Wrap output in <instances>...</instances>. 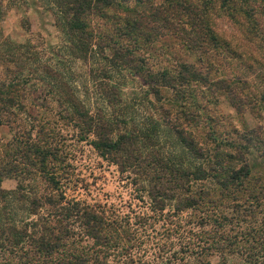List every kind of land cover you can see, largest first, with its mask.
Instances as JSON below:
<instances>
[{"label":"trees","instance_id":"obj_1","mask_svg":"<svg viewBox=\"0 0 264 264\" xmlns=\"http://www.w3.org/2000/svg\"><path fill=\"white\" fill-rule=\"evenodd\" d=\"M52 1L60 37L51 55L57 56L53 63L40 62L36 51L25 43L0 39V65L4 66L0 71V124L9 125L13 132L0 143V264H11L15 258L20 264H153L157 256L147 245L153 242L148 229L158 216H164L167 224L189 212L188 216H197L191 225L216 223L217 228H224L228 212L216 209V204L223 198L246 200L250 168L243 142H251L247 133L261 126L238 133V139L215 130L208 105L215 104L217 95L239 113L241 105L250 100L236 92L233 85L238 80L231 79L233 75H212L223 65L216 57L218 50L231 51L229 38L215 30L214 16L230 21L247 42L259 40L264 36V0H133L135 6L147 7L142 11L129 7L128 0ZM166 35L187 50L184 56H169L170 64L152 68L136 53L141 49L139 40ZM189 51L195 54V62L188 60ZM72 60L86 64L90 77L98 81L95 90L102 94L104 106L95 114L63 76ZM123 68L144 81L131 105L123 102V77L111 82L112 73L119 74ZM9 71L14 75H8ZM119 81L123 82L120 86ZM38 82L45 86L38 103L37 93L29 102L23 100L24 90L35 91ZM254 100L264 109V93ZM143 101L153 113L140 119L136 110ZM47 111L62 125L74 128L80 139L92 134L90 144L100 156L110 159L120 172L133 174L136 201L128 212H109L97 203L65 197L60 184L65 173L57 167L65 160L64 135ZM21 114L33 123L32 129L23 131L26 136L12 126L19 119L24 122ZM196 127L205 131L207 145L196 141L192 131ZM7 178L16 180L13 189L1 186ZM39 179L48 191H37L35 180ZM208 182L214 186L212 193ZM249 201L236 205L246 208L237 213L238 222L255 217L246 212ZM204 204L215 209L209 212ZM14 207L23 213L20 219L12 218ZM262 223L256 230L240 231L235 242L264 240ZM181 226L179 235L184 237ZM213 237L198 241L201 250L191 252L197 257L196 264H210L208 257L226 248L228 237L223 230L218 239ZM250 249L255 252L254 246ZM163 251L161 245L158 258L168 264Z\"/></svg>","mask_w":264,"mask_h":264},{"label":"rangeland","instance_id":"obj_2","mask_svg":"<svg viewBox=\"0 0 264 264\" xmlns=\"http://www.w3.org/2000/svg\"><path fill=\"white\" fill-rule=\"evenodd\" d=\"M128 1L129 7H136L138 11H142V8L147 9L144 6H135L133 0ZM0 2V39L6 38L12 42L25 43L32 51H36L40 62L53 63L57 56L52 57V52L55 51V48L60 43L54 16L51 13L53 1L1 0ZM99 21L104 22L102 19H99ZM214 21L216 24L215 30L219 36L229 38L231 51L228 52V49L218 50L220 56L216 57L223 62V65L220 66L218 72L212 75L213 77L229 76L227 74L233 75L231 79L238 80L236 85H233L236 92L241 97L245 96L247 100H250V102L241 105L243 111L239 113L224 97L217 95L215 104L209 103L208 105L210 107V114L213 116L212 122L216 125L215 130L223 135L229 133V138L231 139H238V133H246L251 131L252 128L261 126L259 129H254L253 133H247V137L251 138V142H243L248 147L245 155L250 168L249 179L245 183L247 189L244 191V194L246 196L243 198L250 200L246 212L253 213L255 217L247 216L246 221L238 222L237 213L246 208L236 205L245 206L244 202L246 200L237 201L232 198L229 200L223 198L216 204V209L222 210L226 214L228 212V218L224 221V228H217L215 222V224L211 223L203 227L194 226L197 222V216L191 214L192 217H190L191 215L188 216L189 212H183L181 219L180 217L174 218V220H170L167 224L166 218L160 215L152 221V228L148 229L152 235L151 240L153 242L149 241L147 245L150 247V252L154 250L155 256H157L153 264H161L165 259L158 258L161 245H164L163 256L170 261L168 264H196V255L190 254L192 251L201 250L199 246L202 242L198 243V241L213 236V238L218 239L219 233L222 230L224 231V235L228 237V243L226 248H221L208 257L210 264H264V240L261 241L262 244L259 241L256 242V239L253 242L249 240L248 242L240 241V243H236L237 241L235 242L234 240L236 236L239 238L238 234L240 231L247 232L252 228L256 230L262 226V222L264 221V109L257 105V103H254V97H258L261 93H264V40H262L264 36L259 37V40L257 38L247 42L244 40L242 33L227 19L214 16ZM111 26H114V24ZM109 30L111 33L114 31L113 27L110 28V26ZM171 38L168 35L158 40L145 41L144 38H140L142 39L139 40L141 42V49L137 50L136 53L145 58L147 65L152 68L159 67V64L161 66L168 65L171 63L167 59L169 56L170 59L174 55L184 56L187 50L179 45L178 41L176 42ZM119 39L123 42L127 41L122 38ZM208 49L209 52L212 51V48ZM107 53H110V50H107ZM188 53L192 55L188 60L195 62V54H192L190 51ZM197 55L199 56L201 53L198 51ZM3 69L4 66L0 65V71ZM65 69L63 76L66 75L69 83L75 87V92L83 99L84 103L91 110V113L95 114L97 110H100V107L104 106L102 94L95 90L96 85L94 83L98 81L90 77L87 65L79 60L68 62ZM10 74L14 75V72L9 71L8 75ZM112 74L114 78L111 79V82L116 81L119 75L123 77L124 83L119 81L118 86L123 83V102L131 105L136 92L141 91L142 87H144V81L137 76L133 77L132 73L125 68L119 74L117 71ZM111 82L108 81V83ZM44 87L39 82L35 91H29L27 87L24 90L26 95L23 100L29 102V99L35 97L34 95L37 93L38 103L42 94H45ZM139 107L140 109L136 110V116L140 119L145 113H153L152 107L145 101ZM106 109L107 112L112 111V108ZM47 112L48 116L51 117L50 121L57 119V116L53 113ZM158 115V112H156L155 116L157 118H159ZM21 118L24 119L25 123L23 120L20 122L19 119L18 124L14 122L12 126L14 127V131H19L26 136V133L23 131L32 129L33 123L24 114H21ZM58 123L60 131L64 135L63 140H60L62 141V155L65 157V160L60 162L57 167H62V170L59 169V171L65 173L64 178L60 182L65 197L68 199H78L89 204L97 203L109 212L118 214L128 212L129 205L136 201L134 199L135 188L132 183L133 174L130 171L120 172L115 163L108 158L100 156L90 144V140L94 138L92 134H89L87 138L80 139L78 137L79 134L75 132L74 128L62 125V121L60 120ZM50 125L52 124L50 123ZM234 128L237 130V133L233 131ZM32 131L34 134V128ZM192 131L199 144L206 143L204 142L206 140L204 139V130L196 127ZM12 134L13 132L9 125L0 124V143L5 142ZM208 143L210 144V142ZM165 149L167 148L165 147ZM35 181L38 192L48 191V185L43 181H40V179ZM15 185L16 180L13 178L4 179L1 183V186L5 189H13ZM207 187L210 188L212 193L214 186L208 182ZM249 194H253L255 196L254 199H251ZM217 196L213 195V197ZM255 200H258L260 203L257 204ZM204 206L205 208H210L209 212L215 209L211 204H204ZM227 207L228 211H225ZM13 209L14 211L11 213L12 218L20 219L23 216L21 210H17L15 207ZM209 212L207 210V214ZM191 221H193V225H191ZM181 224V228L184 227L185 230L183 232L184 237L182 234L179 235L183 230L179 229V225ZM188 225L190 229H188ZM165 226H168L170 229L165 231ZM251 246H254L255 252L250 249ZM183 251H188L187 253L189 254ZM11 264H20V262L15 258L11 261Z\"/></svg>","mask_w":264,"mask_h":264}]
</instances>
